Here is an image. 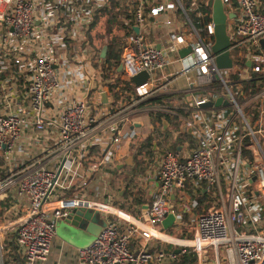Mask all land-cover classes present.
I'll return each instance as SVG.
<instances>
[{"label":"built area","instance_id":"obj_1","mask_svg":"<svg viewBox=\"0 0 264 264\" xmlns=\"http://www.w3.org/2000/svg\"><path fill=\"white\" fill-rule=\"evenodd\" d=\"M123 1L132 32L104 57L94 24L107 0H0V264H46L76 208L106 223L76 264H264V0H222L231 69L217 67L209 0ZM157 127L168 146L133 216L112 187ZM93 187L103 201L83 196ZM171 215L174 232L195 221L192 238L166 232Z\"/></svg>","mask_w":264,"mask_h":264},{"label":"trees","instance_id":"obj_2","mask_svg":"<svg viewBox=\"0 0 264 264\" xmlns=\"http://www.w3.org/2000/svg\"><path fill=\"white\" fill-rule=\"evenodd\" d=\"M183 2H186V0H182ZM201 5L203 9L211 15L212 10L207 6V3L205 1L201 2ZM102 20H105V30L107 34L113 35L112 42H115L119 39V35L121 32H124L125 34H131L132 32V13L129 11V7L127 3L123 0H107L106 7L100 12L99 16L97 17V20L94 24V37L100 38L101 33L99 26L100 22ZM128 22L130 25H128ZM97 30V31H96ZM119 33V34H114ZM93 39V36L90 37V40ZM117 39V40H116ZM129 86H131V83H128ZM168 97L158 98L155 99L154 102H161L163 100H166ZM153 121H158L160 123H163L164 121H167L169 124L172 123V118L168 115L158 114L156 117L153 116ZM158 136H150L148 137L141 145H140V153H143L145 150H147V153L153 154L155 149V142L157 140ZM159 144V142H158ZM157 144V145H158ZM175 145H173L174 147ZM158 149V148H156ZM134 165L131 167L132 171L135 172L137 165L136 162H138V154H134ZM139 164V163H138ZM127 168V166L125 167ZM121 171L117 170V176H120ZM119 174V175H118ZM132 182H125L124 188L125 192L121 196L120 203L117 202L118 209L123 211H129L133 215H137L138 213L143 211V205L145 202L143 201L142 197H138L137 193L141 192V188H138L136 191H134V188H131ZM122 190V189H121ZM120 190V191H121ZM143 190V189H142ZM142 196H144L143 191L141 192ZM202 202L209 200L208 195H205L203 198H201ZM123 201V202H122ZM184 220H187V216H185ZM192 224H190V227ZM193 229V226H192ZM193 237V231L189 234V238ZM173 246H169L168 249H166V252H170V249ZM187 263H197V257L195 254H192L191 257L188 258H179L176 261L170 262L169 264H187ZM7 264H23V259L21 257H15L13 254L10 255V258L7 261Z\"/></svg>","mask_w":264,"mask_h":264},{"label":"water","instance_id":"obj_3","mask_svg":"<svg viewBox=\"0 0 264 264\" xmlns=\"http://www.w3.org/2000/svg\"><path fill=\"white\" fill-rule=\"evenodd\" d=\"M207 6L212 10L213 23L215 25V44H214V53L216 56V63L219 69H231L233 67V60L230 56L229 49L231 47L230 37L228 35V20L235 17V14L227 15L224 10V5L222 0H209ZM136 32H139V28H135ZM264 43V41H263ZM160 48V46H157ZM108 47L104 46L102 55L105 57L107 54ZM189 53L188 50L182 52V56H185ZM122 71V68H119ZM150 79V74L148 72H142L135 75L132 78L133 83L139 87L145 84ZM106 100V95L103 96ZM219 100L215 106L219 107L221 104ZM209 107L212 105L209 104ZM169 126L167 121H164V130ZM157 148L155 143V149ZM129 167L133 164V157L129 156L125 162ZM122 168V167H120ZM89 209L85 208H76L64 219H61L62 225L65 228V232L68 235V241L72 242V239L80 236L81 231L88 232L92 239L95 240L103 231V228L106 226V223L100 224L96 215L88 211ZM174 216H169L164 221V228L168 230L174 224ZM179 249L176 253H179Z\"/></svg>","mask_w":264,"mask_h":264},{"label":"rangeland","instance_id":"obj_4","mask_svg":"<svg viewBox=\"0 0 264 264\" xmlns=\"http://www.w3.org/2000/svg\"><path fill=\"white\" fill-rule=\"evenodd\" d=\"M104 28H105V20H102L100 22V26L98 28V29H100V32H102V33H101L100 38H96L97 39V43L98 44H102L101 46H103V45L107 46V44H112V40L111 39L113 38L112 37L113 35L107 34V32H106V30ZM114 34L117 35L119 33H114ZM162 130H163L162 128L157 127L156 130H155L156 136L160 135V132ZM158 139H160V138L158 137L157 140ZM167 140L175 141V139L172 138V137H167ZM139 144L140 143H138V145ZM160 146H161L160 150L154 149V153L153 154L145 153L144 156H141V157L138 158L139 161L136 162L137 165L135 166V168H136L135 172L132 171L131 167L123 168L122 170H120L121 173H120V177L119 178L123 179L121 181L122 184H123V182L125 184L126 181H128V182L131 181L132 182L131 188H134V190H137L138 188H141V190H142V189L146 188L147 185H150L149 178L151 179V178L157 177V173H158L157 164H159V162L161 160V156L163 155L161 149H163V147L168 146V145H166V143H164V141H163L160 144ZM131 156L135 157L134 155H131ZM119 167H122V166H119ZM116 182H117V180H116ZM112 188H114L112 190L115 192V194L117 196V200H116L115 203L116 204H117V202L120 203L119 200H121V196H120V192H121L120 190L121 189L117 188V187H112ZM147 189H148V187H147ZM102 190L103 189H100V191H97V189L95 187H93V188H90L88 190V192H85V193H82V194H83V196L90 197L91 199L103 201V199H105V198L101 194ZM115 208L118 209V206L116 205ZM88 211L97 216L98 221H99L100 224H103L105 222L104 221V216H103V214L100 211H96L94 209H89ZM125 212L131 214V212H129V211H125ZM131 215H133V214H131ZM188 221H189V219L186 220V228H184L183 231L174 232V230H168L166 232L168 234H171V236L174 239H177V240H179V239L183 240L186 237L189 238V234L193 231L192 226H194L195 221L193 219H190L189 222ZM190 224H192L191 227H190ZM67 238H68V235L65 232V228L62 225V221L58 220L57 221V227H56V237H55V240H54L55 243H56L57 249L60 247V244L63 241L66 242L67 244H69L70 246H72L74 248H77V249H86V248L90 247L93 244V242H94V240L92 239V236L86 231H81L80 236H77V237H75V239H72V242H69ZM154 243H157V245H160V246H162V247H164L166 249H168L169 246H171V245H169L167 243H163V242L160 243L158 241H156ZM55 250L56 249H54V252H55ZM58 251H59V249H58ZM183 258H186V257L182 256L181 259H183ZM166 264H169V263H166Z\"/></svg>","mask_w":264,"mask_h":264},{"label":"crops","instance_id":"obj_5","mask_svg":"<svg viewBox=\"0 0 264 264\" xmlns=\"http://www.w3.org/2000/svg\"><path fill=\"white\" fill-rule=\"evenodd\" d=\"M163 128H164V122H163ZM132 166H133V164H132ZM127 167H129V166H127ZM116 180H117V182L115 183V185L113 187H117V188L122 189L120 192V196H122L125 192V188H124L125 184H124V182L122 184V182H121L123 180L122 178L121 179L119 178ZM150 180H153V179L151 178V179H149V181ZM147 187H148V189H147ZM134 191H136V190H134ZM142 191H143L144 196H142V194H141ZM141 192L137 193V196L143 198V201L145 202V204L143 205V210H145V209H147V206L151 203V201L153 199V191H152L151 186L147 185L146 188L141 190ZM140 213H138L135 216L140 215ZM54 249H56L55 252H54ZM58 249H59V251H58ZM58 249H57L56 243L54 241V248L52 251V255L50 256V258H49L48 262H46V264H76L77 252L81 249L74 248L64 241L60 244V247Z\"/></svg>","mask_w":264,"mask_h":264}]
</instances>
